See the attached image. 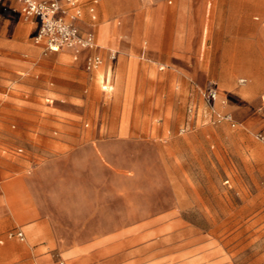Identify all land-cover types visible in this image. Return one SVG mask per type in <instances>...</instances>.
<instances>
[{"label": "rangeland", "instance_id": "1", "mask_svg": "<svg viewBox=\"0 0 264 264\" xmlns=\"http://www.w3.org/2000/svg\"><path fill=\"white\" fill-rule=\"evenodd\" d=\"M130 12L103 11L101 18L123 22ZM5 14L1 7L0 18ZM209 23L206 17L203 30ZM32 33L25 37L29 69L16 75L33 82L9 90L17 77L0 75V169L10 168L5 177L27 186L60 246L100 245L115 254L128 245L164 243L203 264H264V124H243L256 106L239 99L223 108L229 95L215 112L205 93L217 82L189 76L171 77L182 88L164 99L156 71L164 65L172 72L176 64L140 55L145 89L133 93V122L121 133L124 93L112 82L104 88L103 80L118 65L110 50L117 60L122 49L130 54L131 30L118 33L122 44L104 48L93 70L71 55L58 60L63 50H39Z\"/></svg>", "mask_w": 264, "mask_h": 264}, {"label": "crops", "instance_id": "2", "mask_svg": "<svg viewBox=\"0 0 264 264\" xmlns=\"http://www.w3.org/2000/svg\"><path fill=\"white\" fill-rule=\"evenodd\" d=\"M80 6L83 15L77 22L81 31H93L97 44L74 57L82 63L91 53L104 56V48L121 45L118 33L131 30L130 54L122 49L126 54L111 61L118 65L112 66L103 80L104 88L112 82V88L116 86L124 93L121 133H126L128 123L133 122L129 120L133 93L145 89L143 77L147 75V68L143 62L141 64L140 55L148 56L152 63L176 64L178 70L164 72L162 65L156 71L159 78L156 83L161 86L164 99L170 100V96L182 88L180 82L175 89L171 77L180 81L184 79L182 76L201 81L215 80L219 106L229 95L230 104L221 107L230 110L239 99L245 106H256L258 113L249 115L243 124L248 129L263 126L264 0H81ZM1 7L6 14L0 18V29H5V35H0V51H5L0 52V75L17 77L9 90L17 84L27 88L33 82L28 80L30 75L19 76L16 72L29 69L24 56L25 37L32 30L33 36L39 21L37 18L24 19L18 0H1L0 12ZM91 7H95L96 18ZM127 10L131 11L130 17L124 23L120 19L110 22L101 18L103 11L107 16H123ZM206 17L211 25L209 23L203 30ZM184 28L189 29L186 38ZM143 33L146 34L144 41ZM33 44L42 49L34 41ZM63 51L58 54V60L74 56L69 49ZM153 69L149 68L150 71ZM240 75L246 76L247 84L238 83ZM9 169H0V264H203L194 255L179 252V246L164 243L128 245L120 247L115 254L108 253L100 245L60 246L47 218L39 216L28 199L27 186L19 178L5 177V171ZM19 230L24 232V239L17 234Z\"/></svg>", "mask_w": 264, "mask_h": 264}, {"label": "built area", "instance_id": "3", "mask_svg": "<svg viewBox=\"0 0 264 264\" xmlns=\"http://www.w3.org/2000/svg\"><path fill=\"white\" fill-rule=\"evenodd\" d=\"M21 4V11L26 19L37 18L39 27L33 34L35 44L42 47L44 52L60 51L69 49L74 57L86 49H93L97 46L95 33L93 31L82 32L78 20L83 15L80 6L81 0H18ZM96 18L95 7L90 8ZM111 61L117 58L115 50H110ZM104 61L100 53H91L86 59V68L93 70ZM241 84H247L248 79L241 77ZM219 91L217 87H211L205 93L206 102L214 109L217 103ZM221 118H231V115H223L218 112ZM264 138L263 135H261ZM20 238L24 239V232H17Z\"/></svg>", "mask_w": 264, "mask_h": 264}]
</instances>
